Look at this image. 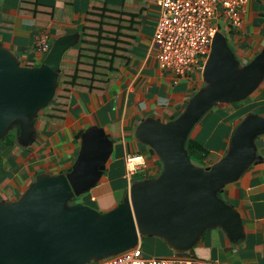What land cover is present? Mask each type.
<instances>
[{"label": "water", "instance_id": "water-1", "mask_svg": "<svg viewBox=\"0 0 264 264\" xmlns=\"http://www.w3.org/2000/svg\"><path fill=\"white\" fill-rule=\"evenodd\" d=\"M80 37L56 38L37 66L21 64L0 41V142L17 120L22 123L19 140H33L40 111L57 94L63 54ZM203 71L205 86L179 116L139 124L137 138L157 153L163 169L154 178L134 182L113 209L101 212L71 203L100 181L113 154L114 142L98 125L83 132L70 171L41 173L23 196L1 200L0 264H89L134 248L144 236L161 237L177 251H189L214 226L239 236L241 215L219 193L253 163V139L264 133V116L250 114L236 129L228 153L211 166L194 165L186 140L208 109L242 101L256 90L264 76V48L243 65L218 31Z\"/></svg>", "mask_w": 264, "mask_h": 264}, {"label": "crops", "instance_id": "crops-1", "mask_svg": "<svg viewBox=\"0 0 264 264\" xmlns=\"http://www.w3.org/2000/svg\"><path fill=\"white\" fill-rule=\"evenodd\" d=\"M56 1V18L43 20L20 15L21 0H0V41L21 64L41 65L46 57L34 45L39 24H44L43 30L50 33L51 42L66 34H81L88 0ZM154 4L155 9L144 17L143 33L135 44L131 61L121 67L120 74L103 95L73 90L65 123L38 119L33 140L21 142L19 134L16 135L4 158L6 175L0 178V201L20 198L41 173L68 172L81 149V137L77 138V134L92 125L105 128L114 142V151L100 181L82 195L81 202L105 212L123 201L130 191L125 177L128 154L143 155L146 162L134 179L162 172L161 158L149 145L139 141L136 130L147 118L167 122L179 116L189 100L205 86V81L203 67L177 75L161 69L158 61L149 55L159 10L157 0ZM216 21L241 64L250 63L263 50L264 0H250L239 27L230 25L226 18ZM250 114L264 116V76L249 97L214 105L192 130V137H198L209 150L208 159L201 167L213 165L228 153L236 129ZM253 142V163L219 193L240 213L242 233L234 236L222 226L209 227L189 251H177L161 237L144 236L140 244L145 257H177L193 264H264V133L255 136Z\"/></svg>", "mask_w": 264, "mask_h": 264}, {"label": "trees", "instance_id": "trees-1", "mask_svg": "<svg viewBox=\"0 0 264 264\" xmlns=\"http://www.w3.org/2000/svg\"><path fill=\"white\" fill-rule=\"evenodd\" d=\"M143 1V4H138L126 0H88L81 39L64 52L58 73L57 94L40 111L37 120L65 123L73 90H80L84 94L105 93L120 74L121 67L131 61L135 44L143 33L144 17L155 9V0ZM57 9L56 0H21L19 14L46 20L56 18ZM43 27L44 24H39L36 31H44ZM83 132L80 131L77 138ZM191 133L186 140V148L194 165L201 167L208 159L209 150ZM15 141L16 133L10 132L0 142V178L6 175L3 166L5 154ZM137 177L142 179L141 175Z\"/></svg>", "mask_w": 264, "mask_h": 264}, {"label": "built area", "instance_id": "built-area-1", "mask_svg": "<svg viewBox=\"0 0 264 264\" xmlns=\"http://www.w3.org/2000/svg\"><path fill=\"white\" fill-rule=\"evenodd\" d=\"M250 0H157L158 16L149 47V55L161 69L183 75L194 67H203L212 50V42L220 30L216 19L226 18L239 27ZM38 52L47 54L51 47L50 33L38 32L34 37ZM125 177L129 185L145 166L143 155L126 157ZM97 264H193L177 257H145L141 244ZM221 264V263H216Z\"/></svg>", "mask_w": 264, "mask_h": 264}, {"label": "rangeland", "instance_id": "rangeland-1", "mask_svg": "<svg viewBox=\"0 0 264 264\" xmlns=\"http://www.w3.org/2000/svg\"><path fill=\"white\" fill-rule=\"evenodd\" d=\"M168 73H171V72H168ZM22 123L19 121V120H17V121H15L13 124H12V126L10 127V129H9V133L10 132H15L16 133V135H18V134H20V131H21V125ZM85 131V130H84ZM18 137V136H17ZM16 137V138H17ZM147 178H150V177H146V175L142 178V179H139V178H135L134 179V182H136V181H140V180H143V179H147ZM154 178V177H153ZM24 195V194H23ZM22 195V196H23ZM81 200H82V196H78V197H76L75 199H72V203H79V202H81ZM69 204V203H68Z\"/></svg>", "mask_w": 264, "mask_h": 264}, {"label": "flooded vegetation", "instance_id": "flooded-vegetation-1", "mask_svg": "<svg viewBox=\"0 0 264 264\" xmlns=\"http://www.w3.org/2000/svg\"><path fill=\"white\" fill-rule=\"evenodd\" d=\"M157 176V175H156ZM153 177H155V176H153ZM152 176L150 177V178H153ZM82 196V195H81ZM72 203V202H71ZM83 203V202H82Z\"/></svg>", "mask_w": 264, "mask_h": 264}, {"label": "clouds", "instance_id": "clouds-1", "mask_svg": "<svg viewBox=\"0 0 264 264\" xmlns=\"http://www.w3.org/2000/svg\"><path fill=\"white\" fill-rule=\"evenodd\" d=\"M52 43V42H51Z\"/></svg>", "mask_w": 264, "mask_h": 264}]
</instances>
